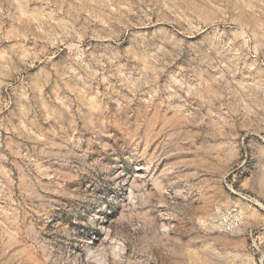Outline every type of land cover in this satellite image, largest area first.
<instances>
[{"label": "rangeland", "instance_id": "374dc122", "mask_svg": "<svg viewBox=\"0 0 264 264\" xmlns=\"http://www.w3.org/2000/svg\"><path fill=\"white\" fill-rule=\"evenodd\" d=\"M0 264H264V0H0Z\"/></svg>", "mask_w": 264, "mask_h": 264}, {"label": "built area", "instance_id": "2783aa9c", "mask_svg": "<svg viewBox=\"0 0 264 264\" xmlns=\"http://www.w3.org/2000/svg\"><path fill=\"white\" fill-rule=\"evenodd\" d=\"M225 226L227 231H232L235 228L234 222H232V220H229V218H225Z\"/></svg>", "mask_w": 264, "mask_h": 264}]
</instances>
